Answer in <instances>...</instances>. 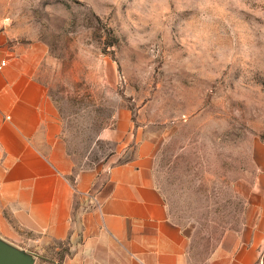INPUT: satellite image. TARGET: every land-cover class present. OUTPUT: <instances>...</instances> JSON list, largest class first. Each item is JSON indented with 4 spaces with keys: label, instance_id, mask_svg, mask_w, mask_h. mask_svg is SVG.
Here are the masks:
<instances>
[{
    "label": "rangeland",
    "instance_id": "rangeland-1",
    "mask_svg": "<svg viewBox=\"0 0 264 264\" xmlns=\"http://www.w3.org/2000/svg\"><path fill=\"white\" fill-rule=\"evenodd\" d=\"M0 34L43 47L36 77L75 171H103L150 142L194 264L264 213V0H0ZM120 114L128 139L110 135ZM0 243L32 264L70 253L65 241Z\"/></svg>",
    "mask_w": 264,
    "mask_h": 264
},
{
    "label": "crops",
    "instance_id": "crops-1",
    "mask_svg": "<svg viewBox=\"0 0 264 264\" xmlns=\"http://www.w3.org/2000/svg\"><path fill=\"white\" fill-rule=\"evenodd\" d=\"M43 56L42 46L0 34V238L19 247L23 237L68 242L58 264H194L190 237L156 183L149 141L103 171H75L58 109L36 77ZM124 118L111 137L128 139ZM263 247L261 213L225 231L202 264H262Z\"/></svg>",
    "mask_w": 264,
    "mask_h": 264
},
{
    "label": "water",
    "instance_id": "water-1",
    "mask_svg": "<svg viewBox=\"0 0 264 264\" xmlns=\"http://www.w3.org/2000/svg\"><path fill=\"white\" fill-rule=\"evenodd\" d=\"M0 264H32L30 256L0 243Z\"/></svg>",
    "mask_w": 264,
    "mask_h": 264
},
{
    "label": "clouds",
    "instance_id": "clouds-1",
    "mask_svg": "<svg viewBox=\"0 0 264 264\" xmlns=\"http://www.w3.org/2000/svg\"><path fill=\"white\" fill-rule=\"evenodd\" d=\"M158 2H162V3H167V0H158ZM232 3H235V4H240V0H223V5L227 6L229 4H232ZM242 6V5H241ZM169 9L167 7H165L163 9V11L166 13ZM221 10L223 11L224 9L221 8ZM161 19H166V16H162V17H159L157 19H154L152 20V23L153 24H159L160 20ZM147 23V22H146ZM262 39H264V37H262Z\"/></svg>",
    "mask_w": 264,
    "mask_h": 264
}]
</instances>
